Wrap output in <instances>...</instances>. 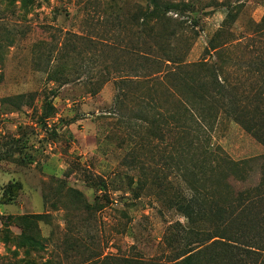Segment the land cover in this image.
Masks as SVG:
<instances>
[{
	"label": "rangeland",
	"instance_id": "374dc122",
	"mask_svg": "<svg viewBox=\"0 0 264 264\" xmlns=\"http://www.w3.org/2000/svg\"><path fill=\"white\" fill-rule=\"evenodd\" d=\"M158 2L163 5L158 12L171 5L199 12L187 64L207 59L210 42L232 45L228 66L259 60L256 51L249 54L243 46L264 45L258 35L264 32L259 26L264 0ZM144 12H153L149 0H0V264H22L25 251L18 248L22 224L7 217L44 216L26 227L42 245L31 253L36 264L108 257L116 260L110 264L123 259L169 264L172 253L186 244L179 237L184 232L175 227L184 219L171 208L173 179H163L170 171L163 164L167 152L144 133V127L154 126L109 119L112 80L94 96L84 85L94 87L103 74V60L94 59L98 50L109 52L107 44L124 47L143 42L146 33H162L165 18L149 25L157 32L152 33L140 25ZM103 56L120 69L110 71L109 79L125 75L127 60L117 53ZM58 63L67 64L65 75ZM229 70L231 79L243 72ZM140 111L134 121L140 122ZM210 135L212 149H221L232 163L264 154L250 135L224 118ZM250 175L242 188L256 181L255 173ZM1 218L10 226L2 227Z\"/></svg>",
	"mask_w": 264,
	"mask_h": 264
},
{
	"label": "trees",
	"instance_id": "16d2710c",
	"mask_svg": "<svg viewBox=\"0 0 264 264\" xmlns=\"http://www.w3.org/2000/svg\"><path fill=\"white\" fill-rule=\"evenodd\" d=\"M149 4L153 12H144L140 25L157 33L153 25L165 18L162 33H146L143 42L124 47L107 44L105 47L110 51L98 50L94 57L97 63L103 60V74L98 76L94 87H87L85 82L84 85L88 94L94 96L112 80L115 96L109 119L127 126L141 127L143 122L148 127L154 126L144 127V133L167 152L163 164L170 171L163 174V179L169 176L173 179L171 208L184 219V224L177 221L175 227L184 232L180 240L186 241L182 249L172 253L169 264H264V154L232 163L221 149H212L210 143L216 122L224 118L237 124L264 149V45L255 50L243 46L249 54L256 51L259 60L233 65L243 70L235 79L229 74V67L233 66H228L227 58L231 44L215 46L210 42L205 49L207 59L187 64L189 41L197 35L199 12H187V6L173 5L167 6L166 12H158L163 8L158 0H149ZM151 23L154 24L149 27ZM259 26H264V17ZM258 35L264 36V32ZM104 53H117L129 62L125 75L108 78L110 71L118 73L120 69L118 64L108 62L106 56L102 57ZM60 66L65 75L67 64ZM61 77L67 84L68 80ZM130 104L133 107L128 111ZM137 110L140 122L133 120ZM229 165L234 168L228 169ZM161 171L165 172L163 168ZM253 172L256 181L242 188L240 184ZM43 217H7L6 220L22 224L18 248L25 251L19 263L36 264L30 261L31 253L37 254L42 245L26 234V227ZM1 222L2 227L10 226L3 218ZM113 261L116 260L112 257L101 261L95 258L81 264ZM121 261V264H154Z\"/></svg>",
	"mask_w": 264,
	"mask_h": 264
}]
</instances>
